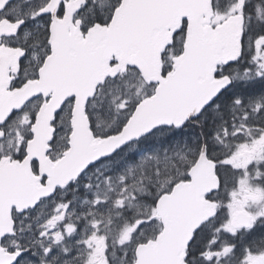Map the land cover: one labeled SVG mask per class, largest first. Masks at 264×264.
I'll return each mask as SVG.
<instances>
[{
	"label": "snow or ice",
	"instance_id": "1",
	"mask_svg": "<svg viewBox=\"0 0 264 264\" xmlns=\"http://www.w3.org/2000/svg\"><path fill=\"white\" fill-rule=\"evenodd\" d=\"M0 264H264V0H0Z\"/></svg>",
	"mask_w": 264,
	"mask_h": 264
}]
</instances>
